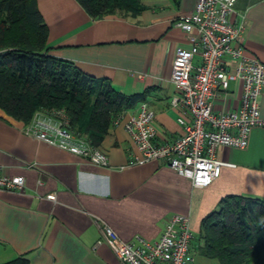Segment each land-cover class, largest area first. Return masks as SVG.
<instances>
[{
    "label": "crops",
    "instance_id": "1",
    "mask_svg": "<svg viewBox=\"0 0 264 264\" xmlns=\"http://www.w3.org/2000/svg\"><path fill=\"white\" fill-rule=\"evenodd\" d=\"M139 1L136 17L93 19L78 0H37V7L48 29L49 55L106 80L126 96L142 94L155 112L157 143L172 142L183 133L178 118H190L186 109L172 105L177 95L173 59L185 42L175 24L192 15L198 0ZM242 17L247 21L244 53L264 63V0H237L234 23ZM240 95V83H231L218 94L214 109L238 108ZM138 106L127 110L102 140L107 167L27 136L25 124L0 109L2 173L25 179L20 191L0 189V263L24 257L27 264H121L106 243L96 245L97 224L108 225L123 241L137 235L154 241L174 213L190 218L194 258L202 219L222 198L264 200V128L252 129L245 148L219 147L216 155L227 165L218 179L198 188L163 161L130 164L141 153L124 122ZM260 115L264 118V90ZM51 194L54 199L47 198Z\"/></svg>",
    "mask_w": 264,
    "mask_h": 264
},
{
    "label": "built area",
    "instance_id": "2",
    "mask_svg": "<svg viewBox=\"0 0 264 264\" xmlns=\"http://www.w3.org/2000/svg\"><path fill=\"white\" fill-rule=\"evenodd\" d=\"M237 0H198L192 15L178 20L176 26L185 33L172 64V82L177 95L173 107L186 109L190 118H178L182 135L166 143H157L153 122L155 112L141 102L136 113L124 122V129L141 157L130 164L163 161L194 187L204 188L219 178L227 164L218 159L219 147L245 148L253 128H264L260 115V98L264 90V63L244 53L242 34L247 24L242 17L235 24ZM198 58L197 64L194 59ZM141 78L142 76H138ZM240 83V106L216 111L214 101L231 83ZM122 117L115 121L121 122ZM23 132L36 140L82 156L90 164L107 167L108 155L99 146L70 128L64 109L50 108L35 112ZM25 179L8 177L0 166V189L20 191ZM47 198L54 199V195ZM187 214L174 213L167 219L160 236L149 241L140 235L123 241L108 225L97 224L100 238L121 264H192L191 242L194 233Z\"/></svg>",
    "mask_w": 264,
    "mask_h": 264
},
{
    "label": "trees",
    "instance_id": "3",
    "mask_svg": "<svg viewBox=\"0 0 264 264\" xmlns=\"http://www.w3.org/2000/svg\"><path fill=\"white\" fill-rule=\"evenodd\" d=\"M78 1L93 19L115 15V10L136 17L141 10L139 0ZM47 35L37 0H0V109L25 125L38 110L64 109L70 128L100 146L115 121L144 102V96H126L106 80L49 55ZM195 238L199 253L218 264H264V200L222 198L202 219ZM0 264L27 260L18 257Z\"/></svg>",
    "mask_w": 264,
    "mask_h": 264
},
{
    "label": "rangeland",
    "instance_id": "4",
    "mask_svg": "<svg viewBox=\"0 0 264 264\" xmlns=\"http://www.w3.org/2000/svg\"><path fill=\"white\" fill-rule=\"evenodd\" d=\"M114 13L117 15H124L126 14V11H119V10H115ZM11 34L13 35H16V32L13 30L11 32ZM193 256H194V262L192 264H218L217 263V260L215 259H209V258H206L204 256H202L198 250H196V252H193Z\"/></svg>",
    "mask_w": 264,
    "mask_h": 264
}]
</instances>
